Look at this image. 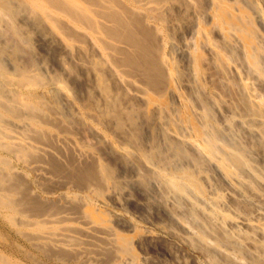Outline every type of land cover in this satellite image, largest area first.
<instances>
[{
  "label": "bare ground",
  "instance_id": "bare-ground-1",
  "mask_svg": "<svg viewBox=\"0 0 264 264\" xmlns=\"http://www.w3.org/2000/svg\"><path fill=\"white\" fill-rule=\"evenodd\" d=\"M48 1L50 2V0H48ZM48 1L47 0H27V2L32 3L39 11H42V12L49 11V8L46 5V4H48ZM143 1L145 3V0H143ZM150 1H152V0H150ZM136 2L138 3V1H136ZM86 3L89 5V8H90V6H94L93 4L91 5V2H90V4H89V2H86ZM4 4H6V3H4ZM69 4H71V3H69ZM112 4H114V3H112ZM146 4H147V2H146ZM146 4H144L143 6H146ZM148 4L150 6V4H152V3H148ZM148 4H147V6H148ZM236 4L233 7V9L231 8V11L232 10H233V12H234V10L239 11L237 13H240L239 15H241V18H242V16L243 17L247 16L248 12L246 10H244L243 8L239 7L238 3H236ZM25 5H27V4H25ZM66 5H67V3H66ZM74 5H73V7H74ZM0 6H1L0 17L2 16L1 17L2 19L0 21V28H1L2 27L1 23L3 22V19H4L3 18V14H4L3 10L6 9L5 7H7V6L2 5V4H0ZM48 6H49V4H48ZM76 8L77 7H75V9ZM104 8H106V6H104L103 9ZM218 8L220 9V7H218ZM221 8H223V6ZM224 8H226V7H224ZM106 9H107V11H109L108 8H106ZM154 9H157V7ZM154 9H151V10H153L154 12L158 11V9L156 11ZM159 9H162V11H163V7L159 8ZM54 10H55V8H54ZM226 10H227V11H225L226 13L218 12V14H220V18L223 20V22H226L225 31L227 34L226 36H228L230 38L229 43L231 42L235 48H238V46L240 48L242 47V52L244 54V57L246 58V61H248L247 63L250 66H252L254 69L258 70V73L264 74V54L262 53L263 49L261 48L262 50L260 52V50H259L260 48H258L260 46L257 47L258 43L255 42V38H254V35H256L255 31H257V30L254 31L253 29H255L254 27H256V26H254V27L251 26L252 22H251V24H247V26H249L248 29H247L245 24H244L245 26L242 24L243 25V27H242L240 22H239V25H237L238 23H235V18H236L237 22L239 21V20H237V17L230 18L229 17V11L230 10L227 8H226ZM32 11H33V9H32ZM57 11H59V10L57 9ZM75 11L76 10H74V12ZM96 12L97 11L95 10V12H93V15ZM110 12L111 11H109V13ZM114 12L115 13L111 12V14H113V15H110L109 19L107 18V20L108 21L111 20L112 22L111 21L110 22L114 24L113 26H115V28H113V27H112V29L110 28V33L112 34V37L113 36L115 37V38L113 37L114 40L115 39L120 40L122 38L121 41L124 39V40H129L132 43H134L135 50L134 51L131 50L132 54L130 55L131 59L133 61L131 62L132 64L130 63L131 65L129 64V62H128V64L130 65V67H132V69H133V67H135V70H137V72H140L146 80H150L152 77V76L150 77L152 64L157 63V62H154L155 60L153 59L154 57L152 58V54H151L152 52L150 53V51L147 49V46L145 44L146 38L147 39L149 37L151 38V35L149 34V37L146 36V38L144 35H142V34H145L143 32L144 30L141 32L142 26L144 27V25H142L143 23L140 20H137L131 13H129V10H126V9L121 10L120 9L121 13L116 12V11H114ZM60 14H61V12H60ZM75 14H76V12H75ZM117 14H119L120 16ZM255 14H256V19H257L258 25L261 27H264V17L261 16L260 12H256ZM105 15H103V16H105V17L108 16L107 13ZM86 16H88V15H86ZM98 16L99 15H97V17ZM208 16H210V15L208 14ZM158 17H156V18H158ZM47 18H48V16H47ZM72 18H73V16L71 17V19ZM78 18H79V16H78ZM83 18H84V15H83ZM100 18H101V16H100ZM211 18H214V17L212 16ZM50 19H51V17L49 18V20ZM102 19L104 20V18H102ZM52 20H53V18H52ZM55 20L56 19L54 18V21ZM244 20L245 19H243V21ZM76 21L78 22V20H76ZM246 21L249 22L250 20L247 19ZM92 23H93V21H92ZM107 23H109V22H107ZM109 25H112V24H109ZM109 25H107V26H109ZM216 26H217V24H216ZM240 26L242 27L241 30H240V28H241ZM3 28L4 27H2V29ZM144 28L146 29V27H144ZM2 29H0V44H2L1 42L3 40H5L3 42V44H7L12 39H9V41H8V39L6 40L5 39L6 36L4 33H2V31H3ZM94 29H96V28H94ZM99 30L101 32V27L99 28ZM112 31H114V32H112ZM107 32H108V30H107ZM114 33H115V35H114ZM77 34H79V33H77ZM107 37L109 38V35H107ZM8 38H9V36H8ZM73 38H71V39H73ZM90 40H93V39H90ZM113 45H112V48H114ZM150 45H151V42H150ZM229 45H231V44H229ZM109 47H110V45H109ZM150 47H152V46H150ZM103 48H104V45H103ZM184 49H183V51H184ZM107 50H109V49H107ZM111 50L112 49L110 47L109 51H111ZM118 51H120V50H118ZM10 52H12V51H10ZM112 52H114V49L112 50ZM184 52H183V54H184ZM0 53H2V52H0ZM111 54H113V53H111ZM98 56H99V54H98ZM127 56L128 55H126L124 57H127ZM130 56H128V58H130ZM115 59H117V56ZM5 60H8V59H5ZM110 60H112V58ZM115 61H114V64H115ZM4 62L2 59H0V65H1L2 69L6 68V67H4L5 66ZM118 63H119V61H118ZM112 64H113V62H112ZM114 64H113V66H114ZM132 65H134V66H132ZM116 66H114V69ZM158 66H157V68H158ZM119 67L120 66H118V69H119ZM126 67H128V66H126ZM27 68H25V69H27ZM2 69H1V72H2ZM240 70H241V68H240ZM120 71L123 72V70H119L118 72L120 73ZM152 71H154V69H152ZM20 72H22L21 69H20ZM124 72H125V70H124ZM127 72H129V70ZM113 73H116V72L113 71ZM131 73L132 72H130L129 74H131ZM22 74H24V73L22 72ZM37 74H38V72H37ZM39 74H41V71ZM122 74L124 77H127L124 75V73H122ZM132 74H134V73H132ZM262 75L261 76L258 75V76L262 77ZM26 76L27 75H24L25 78H26ZM116 76H117V73H116ZM37 77H38V75H37ZM136 77H138V75ZM116 78H118V77H116ZM129 78H130V76H129ZM131 78H133V77H131ZM19 79L23 80V78H19ZM28 79L26 78V81ZM33 79H34V77H33ZM153 79H152V81H149L151 84H152V82L154 84ZM259 79H261V78H259ZM135 81H133V82L135 83ZM138 81L140 82L141 80L138 79ZM149 82H147V84H149ZM41 83H43V82H41ZM122 83L126 84L127 81L123 80ZM131 83H132V81L130 82V84ZM134 83H132V84H134ZM137 84H138V82H137ZM137 84H136V86H138ZM141 84H143V83L141 82ZM147 84H145V85H147ZM78 85L80 87V84H78ZM145 85H142V86H145ZM151 86L149 87L150 90H151ZM152 87L154 88V86H152ZM156 87L157 86H155V88ZM138 89L140 90V87H138ZM158 89L156 88V90H154V91L156 92ZM130 90L132 92L133 97H135V99H137V102L141 101L142 97L145 94H146V96L148 95V97H149V94L146 92L147 90L145 92L143 90V93L141 92L142 90L139 91V90H136V88L134 91H132V89H130ZM125 91H127V90L125 89ZM164 91L165 90L162 91L161 96H163ZM167 91L169 92V90H167ZM4 92L0 89V118H1L2 122H5V124L9 123V125H11L13 123H10V121L13 122L14 117L16 118V116H18L17 115L18 113L15 114L16 113V108H15V104H16L15 101L16 100H14V98H16L18 96L15 97L12 95L14 97V98L12 97L13 98L12 99L7 94L4 95L3 94ZM170 92L174 93L172 90ZM10 94H12V93H10ZM14 94H16V93H14ZM151 95H156V94L152 93ZM34 99H36V98H34ZM152 99H154V98H152ZM53 100H54V98H53ZM149 100H151V99H149ZM48 101L47 102L45 101V103L49 106L50 104L48 103ZM99 101H98V103H99ZM131 101L133 102V100H131ZM178 101L180 102V99H178ZM154 102L155 101H153V103ZM52 103H53V101H52ZM157 103L160 104V102H157ZM182 103H183V101H182ZM244 103H246V102H244ZM17 104L19 105V103H17ZM44 104L42 102V105L46 106ZM53 104L56 105L57 108L60 107V106L58 107L57 102H56V104L55 103H53ZM142 104H143V102H142ZM147 104H149V103L147 102ZM200 104L202 105V103H200ZM31 105H32V102H31ZM33 105H34V103H33ZM39 105L42 106L41 104H39ZM150 105L147 107H149V108L151 107L150 109L156 108V107H152V105L151 106ZM161 105L162 104H160V106ZM206 105H207V103H206ZM206 105H203V107H202L203 109L201 107L195 105V107H196V108H194L195 110L192 109L191 112L188 111L189 107H187L188 110L187 111L184 110V111H186L187 114L190 113L189 115H191V116L187 115L188 117L186 116V118H189L187 120L185 118L184 112H182L184 114V116L182 115V118H184L183 119L184 121H182L183 124L180 123V125H179V123H178L179 128H176V129H174L175 127L170 128V126H169L170 124H168V122H162L160 119L155 120L156 126L158 127L157 130L155 129L156 128L155 125L152 127V124H149L148 128H146L147 126L145 125L146 127L140 129L139 127H137L138 126L137 124L132 125L133 123H131V121L133 118L130 120V117L125 115L126 118L128 119V122H127L126 119L124 120L125 116L123 115V117H124L123 118L122 115H120L121 114L120 113V114H117L118 116L113 117L115 120V123H114L115 126L113 127L114 130H116L115 132H113V128H112L113 125L112 126L109 125L110 123L112 124V122H109V124L102 122L101 121L102 119L101 120L97 119L98 116L91 114L92 112L88 113V111H91V107H89V108L85 107L86 118H88V116H90L89 118H92L93 120H95V122H98V124L102 128H105V131H107V133H109V135H110L109 137L112 140L114 139L115 141H117V144L114 141L117 146L112 147V149H110L109 148L110 144L109 145H107V144L110 143L111 141L108 140V138L104 139V137H98L95 135H93L94 137L93 136L91 137L90 144L88 147L89 148L88 150H90L91 153L89 151H88V153L90 155L92 154V156L93 155H99L100 156L101 161L99 162V165L97 162L95 163L92 161L91 163H88L87 160L80 159L81 163L77 162L78 165H72L69 168H67L68 166L66 164L67 167L65 169L64 167H62L63 165L61 164V161H60V163L55 162L56 161L55 160L56 159L55 154L58 153V155H60V156H63V157H64V155L66 156V153L61 152L62 150L61 151L56 150L57 148H53L51 144L46 145L45 142L42 143L41 141H33L30 143L29 142V141H31L30 138H28V139L26 138L25 140L23 138L22 139L19 138V140L21 142H25L26 144H28L29 147L35 151V154L37 153V154H39V156H42L43 158H46V157L48 158V159L46 158L47 160H46L45 164L44 163L42 164L41 161H40V163L36 162V164H34L36 160L35 161L32 160V162H26V161L22 160L24 162V163L22 162L24 165L21 162L20 163L23 165L22 167L25 168V172H27L26 176L31 172H33V173L34 172L35 173L42 172V173H44L42 176H44V175H47L48 173H50L49 172L50 170H52L53 173L60 172L59 174H61V173L67 174V175L70 174L69 176H72V177H75V175H76L77 177L74 180H76V179L79 180L82 176V177H84V179H82V181H83L82 186H77L78 182L75 181L76 187H74V185L71 183L73 185V187L75 188V189L73 188L74 190L66 188L67 186L65 187V190L67 192H69L70 194H72L73 198L74 197H75V199L79 198V200L81 202L78 203L79 200H77L78 204H75L76 202L74 203V201L72 204V202H71L72 200L70 199V197H69L70 201H66L65 198H64V200H63V198L60 199L61 198V195H60V198H59L60 200H58V198H57L58 201H52V203H50V205H46V207H47L46 212H42L43 210L41 212L40 211L39 212L33 211L32 207L34 208V206L40 205V204L35 199L30 197L28 192H30L31 190H30V187L27 188V186L25 184L27 182L24 183V181L22 180L23 177H21L22 178L21 179L19 177L20 176L19 173H18L19 176H17V177H16V175H18V174H16V175L13 174L14 172H16L15 171L16 169H15V167L13 169L10 167V163L5 160V158H6L5 157V158H1V161H0V208L8 213V215H9L8 218H10V220H13L15 217H21V218L25 217V218H22V221H23L22 223L23 224L26 223V225L27 224L29 225V223L27 222V219L32 217V219L30 220L31 224H33L34 227L37 226V231H39L37 233L39 238H36L34 235V237L36 238V240H35L36 243L34 245H35V247L36 246L38 247V249H39L38 252L41 253L44 256V258H48L49 260L58 261L59 263L61 262L63 264H74V263H79V264H264V116H263L264 114L263 115L260 114L262 117L258 116L259 114L258 115L256 114L257 116L255 114L252 115V114H250V111L248 113V111H247V110H249L248 108H246L247 113H243V114H237L236 113V112H241V111H236V112L234 111L235 113H233L230 110V112H226V110H223L222 108L220 109L219 105H218V108L216 106V108H217L216 111H217V113L220 114L221 120H220L219 125L217 124L218 126H215L210 122V120H212V118L210 119L207 116V114L204 115V113L208 112L207 108H206L207 109L206 111L204 110ZM30 106H28V107L30 108ZM190 106H191V104H190ZM34 107H35V105H34ZM39 107L36 106L35 107L36 110L40 109ZM104 107H106V104ZM142 107H144V106L142 105ZM193 107H194V105L192 106V108ZM25 108H24V110H25ZM50 108H51V106H50ZM57 108L55 110H57ZM123 108H125V106ZM138 108H140V107H138ZM26 109H28V108H26ZM210 109H212V108H210ZM229 109H231V108L229 107ZM33 110L35 111V109H33ZM43 110H44V108H43ZM58 110H60V109H58ZM139 110L141 111V109H139ZM203 110L205 112H202ZM44 111H47V109ZM49 111H51V110L49 109ZM144 111H146V108ZM35 112H37V111H35ZM243 112H245V110H243ZM156 113H157V115H159L158 112H156ZM156 113H154L155 116H157ZM31 114H32V112H31ZM39 114H40V112H39ZM45 114H46V112L44 113V115ZM179 114H181V112H179ZM14 115H16V116H14ZM33 115H35V114H33ZM41 115H42V113L39 116H41ZM167 115H168V113H167ZM79 116L80 115H78V117ZM102 116H103V114H102ZM133 116H134V114L131 117H133ZM210 116H211V114H210ZM11 117H13V119H10ZM36 117H37V115H36ZM110 117H112V115H110ZM166 117L165 118H164V116L162 117L163 121H166V120H164V119H166ZM75 118H73V116L70 114L58 112L55 114L53 113V115L47 114V117H46L47 122H42V120H40V119H38V121H37L36 119L34 120L31 118H30V121L35 127L39 128L41 131L46 132L47 129H52V130L58 131L59 137L58 138L56 137L54 139L55 140L57 139V142H61L63 137L62 138H60V137L62 135H64V138L67 136V134L74 136L71 134L70 131L71 130L73 131V129L78 130L79 125L82 127L83 124H81V122H80V124L78 125L76 123L78 121L77 117H75ZM79 118H81V116ZM105 118H103V120ZM135 118H134V120H135ZM17 119H18V117L16 118V120ZM137 119L138 118H136V120ZM167 119H168V117H167ZM75 120H77V121L75 122ZM140 120H141V118H140ZM6 121H7V123H6ZM79 121H80V119H79ZM81 121L85 122L86 120L84 121V119H83ZM123 121L126 122V124H124ZM180 121H181V118H180ZM106 122H108V121H106ZM151 122H152V119H151ZM0 123H1V121H0ZM147 123H149V122H147ZM95 124H97V123H95ZM123 124H124V126H123ZM184 124H185V126H184ZM141 125L144 126V124H141ZM181 125H183V126H181ZM62 126L64 128L66 127L67 129L62 128ZM86 126L84 125L83 129H87ZM125 126H126L127 130L125 129ZM180 126L185 127L187 130H189L191 132V135H190L189 131H188L189 134H185L184 130H183L184 132H182L180 130V128H181ZM15 127H16V125H15ZM122 127H123V129L120 130ZM7 128H4V129H7ZM26 128H27V126H26ZM89 128L91 129V127H89ZM185 128H183V129H185ZM2 129L3 128H1V131H2ZM10 129H12V126ZM28 129H29V127H28ZM39 129H38V131H39ZM83 129L81 130L82 133L84 132ZM159 129H160V131H165V132L169 133V135L166 134L164 136V134H165L164 133L162 136ZM4 131H6V130H4ZM24 131H25V129H24ZM33 131H34V129H33ZM135 131H137V133H138L137 135H139L140 132L142 134V136H141L142 138L139 137V141L136 140V141H138L137 142L138 145H140V140L142 143L143 136H145V138L143 139V147H144L143 153H141V150H142L141 148H143L142 146H138L137 144H135L136 146H134V144L131 143V141H133V140H129L130 137L131 138L133 137V135L135 134ZM38 133H40V132H38ZM74 133H76V135L79 134V132L77 133V131L73 132V134ZM87 133H89V132H86V135H88ZM30 134L32 135V132ZM55 134L56 133H54V135ZM2 135H3V133H2ZM90 135H91V133H90ZM99 135L102 136L101 133H99ZM10 136H12V135H10ZM50 136H52V135L50 134ZM21 137H23V136H21ZM28 137H29V135H28ZM45 137L47 138V135ZM53 137H52L51 142L55 144ZM75 137L77 138L78 135ZM13 139H15V138H13ZM70 139H69V142H70ZM79 140H81V138H79L78 141ZM87 141H89V140H87ZM72 142H73V140H72ZM61 143H63V142H61ZM79 143H80V141H79ZM2 144H4V143H2ZM66 144H69V143L67 142ZM84 144H86V143H84ZM8 145H9V143H8ZM12 145H14V144H12ZM12 145H9V147ZM59 145L61 146V144H59ZM111 145H112V143H111ZM54 147H56V146H54ZM68 147H69V145H68ZM85 147H87V146H85ZM10 148L12 149V147H10ZM74 148H76L75 145H74L73 149ZM130 149H134V155L140 156V158H139L140 161H138L141 164L140 166L136 165V163H135V162H137L136 160H134L133 158L132 159L129 158ZM66 150H65V152H69L68 148ZM16 151L18 152L19 150H16ZM6 152H8V154L11 153L13 155V152H10L9 149H6ZM83 152L86 153L87 151L84 150ZM132 152H133V150H132ZM15 153L16 152H14V155H15ZM69 155L71 156L70 153H69ZM77 155H78V152H77L76 156ZM84 155L83 156L81 155V157L84 158L85 157ZM15 156L17 157V155H15ZM22 156H23V154H22ZM86 157H87V155H86ZM51 158H53V159H51ZM126 159L127 160L129 159L132 161L129 164H127L125 162ZM72 161H75V160H72ZM25 163L26 164H32L33 163L34 165L42 164V165H44V167H46V165L50 163V164H53L52 165L53 169L50 167L51 169L49 168L50 170L48 169L49 170L48 171L42 165H40L42 167H40V166L35 167V170H34V167L32 165H31L32 167H30V168H29V166L25 167ZM64 163H66V162H63V164ZM49 166H51V165H49ZM95 166H97V167H95ZM53 173H52V175H53ZM57 174H56V176H57ZM71 174H73V175H71ZM67 175H66V177H67ZM79 175H81L80 178L78 177ZM26 176L24 177V180H25V178H27ZM52 177L54 178V176H52ZM85 177H87V178H85ZM49 179H51V178L49 177ZM67 179L70 180L69 177H67ZM143 179L147 180L145 183L143 181V183L145 185L147 183V186H144L141 184ZM56 180H57V178H56ZM41 181H42V177H41ZM71 181H72V178L69 181V183ZM72 182H74V181H72ZM75 182H74V184H75ZM36 183L37 182H35V184ZM40 183L42 184V182H40ZM40 183H39V185L37 184L38 187L41 185ZM43 183H44V181H43ZM64 184H66V183H64ZM64 184H61V185H64ZM56 185H58V184H56ZM54 187H55V185H54ZM42 190L40 188V191H42ZM61 191H63V190H61ZM46 192H50V191H48V189H46ZM43 193H44V191H43ZM52 195L53 194L49 193L48 199L51 200ZM44 199L47 200L46 201V203H47L48 199H46V198H44ZM53 199H55V198H53ZM61 200H62V203H61ZM63 201H64V203H63ZM59 202H60V204H58ZM63 204H65L64 208L66 210L61 213L60 212L61 209L58 206L59 205L62 206ZM41 205L43 206V204H41ZM46 207H44V208H46ZM33 212H34V214H32ZM19 223H21V222H19ZM55 223H58V224L62 223L63 225H65L64 226L65 228L62 227L60 229L58 228L57 231L50 230L49 232L43 233V231L45 230L44 229L45 225H48V224L52 225ZM73 223L77 224V226H79V227L69 228V227H67L68 225L66 226V224H73ZM114 226H115V228H113ZM29 227H30V225H29ZM46 228H48V227L46 226ZM116 228L118 230H115ZM31 244H32V242H31ZM130 245L133 247L135 245L141 246V256L140 257H138V258L135 257L136 255H134V253H133L134 250H132V248H130L131 247ZM155 248H157L156 250L161 251V253H162L161 255L164 257L163 260L160 261L158 259L153 258L151 250H154ZM2 256L3 255L0 254V260H1L0 264H7L8 261L2 260L1 259Z\"/></svg>",
  "mask_w": 264,
  "mask_h": 264
},
{
  "label": "rangeland",
  "instance_id": "rangeland-1",
  "mask_svg": "<svg viewBox=\"0 0 264 264\" xmlns=\"http://www.w3.org/2000/svg\"><path fill=\"white\" fill-rule=\"evenodd\" d=\"M0 1H1L0 4L7 6V7H5L6 9L3 10L4 14L2 13L4 19L2 22L3 24L1 23V25L4 28L2 29V27H1L0 29L3 30L2 33L5 34L6 40L8 39V41H9V39H12L7 44H3V42L5 40H3L1 42L2 44H0V52H2V53H0V59H2L3 62L5 61L4 67H6L5 69H2L1 65H0V89L3 92L5 91L3 94L4 95L7 94L10 98H12L13 96H15V97L18 96L16 98L13 97L14 100H16L15 101L16 102V104H15L16 113L15 114L18 113L17 114L18 116H16V115H14V116H16V118L18 117V119L16 120L15 117H14V119H13V117H11L10 119H13V122L10 121V123H13V124L9 125V123H7V121H6L7 124H5V122H2V120L0 118V121H1V123H0V139L1 138L3 139V140L2 139L0 140L1 141L0 142V146H1L0 147L1 148L0 149V161H1V158L6 157L5 160L10 163V167L12 169L15 167V169H16L15 170L16 172L13 171L14 172L13 174L16 175L19 173L20 176L18 174V175H16V177L17 176H19L20 178L23 177V179L22 178L21 179L24 181V183L27 182L25 184H26L27 188L30 187V190H31L30 192H28V194L30 195V197L35 199L40 204V205L34 206V208L32 207V210L35 212H39V211L41 212L42 210H43L42 212H46V210H47L46 205H50V203H52V201H58L62 198H63V200L65 198L66 201H70V199H71L72 204H73V201H74V203L76 202L75 204L80 203L81 201L79 200V198H77V199H75V197L73 198L72 194H70L69 192H67L65 190V187L67 186L66 188L73 189L74 187H76V182H78L77 186H82L83 185L82 179H84V177L79 175L78 177L80 178V176H81V178L79 180L78 179L74 180L77 177L76 175H75V177H72V176H69L70 174L69 175L63 174V173L59 174L60 172H57L58 174L53 173V171L50 170L51 168L53 169V166H52L53 164L49 163V164H47L48 166L46 165V167H44V165H42L43 163L44 164L46 163V160L48 158L46 157L47 158L46 159V158H43L42 156H39V154H37V153L35 154V151L33 149H31L29 147V145L26 144L25 142H21L19 140V138H21V139L23 138L24 140L26 138L27 139L30 138L31 139V141H29L30 143L33 141H41L42 143L45 142L46 145L51 144L53 148H57L56 150H60V151L62 150L61 152L66 153V156L64 155V157H63V156L58 155V153L57 154L54 153L56 155L55 156L56 157L55 162L60 163V161H61V164L63 166L61 164L60 165L62 167H64L65 169L67 166H68L67 168H69L72 165H78L77 162L81 163L80 159L87 160L88 163H91L92 161L95 163L97 162L99 165V162L101 161L100 156L99 155H93L92 156V154L90 155L88 153V151L90 152V150H88L89 149L88 147L90 144L91 137L93 135H95L98 137H104V139L108 138V140H110L111 142L108 143L107 145H109V144L111 145V143L113 145V146L109 145L110 149H112V147L117 146L116 145L117 141H115L114 139L112 140L109 137L110 136L109 133H107V131H105V128H102L98 124V122H95V120H93L92 118H89L90 116H88V118H86L85 107H88V108L91 107V111H88V113L92 112L91 114L98 116L97 119H99V120L102 119L101 120L102 122H104L106 124H109V122H112V124L111 123L109 124L111 126L113 125L112 128L115 126V124H114L115 120L113 117L118 116L117 114L121 113L120 115H122V117H123V115L124 116L126 115V116L130 117V120L133 118L131 121V123H133L132 125L137 124L138 125L137 127H139L140 129L144 128L146 126H147L146 128H148L149 124H152V127L154 125L156 126L155 120H157V119H160L162 122H168V124H170L169 125L170 128L175 127L174 129H176V128H179L178 126L180 125V123H182V121H184L183 120L184 118H182V115L184 116V114H185V118H186V116L190 114V113L187 114V112H186L188 110L187 107H189L188 111L191 112L192 109L196 108L195 105L202 108L203 105H206V103H207V105H206L204 110L206 111L208 109V112L204 113V115L207 114V116L210 119L212 118L213 121L210 120V122L215 126H218L220 123V120H221L220 114L217 113V111H216L218 108V105H219L220 109L222 108L223 110H226V112H230V110L233 113H235L236 111H241V112H236V113L237 114H243V113H247V111L249 113V111H250V114H252V115H254V114L258 115L259 114L258 116H260V117H262L261 115L264 114V105H263L264 104L263 103L264 102V74L258 73V70L254 69L252 66H250L247 63L248 61H246V58L244 57V54L242 52V47L240 48L238 46V48H235L231 42L229 43L230 38L228 36H226L227 34L225 31L226 22H223V20L220 18V14H218V12L226 13L225 12V11H227L226 8L229 9L230 10V11L228 10L229 11V17L230 18L237 17V20H239V21L237 22L236 18H235V23H238L237 25H239V22L241 25L245 24L247 29L249 27V26H247V24H251V22H252L253 25L251 24V26H253V27L256 26V27H254L255 29H253V30L254 31L257 30V31H255L256 35H254L255 42L258 43L257 47L260 46V47H258V48H260L259 49L260 52L263 49L262 53L264 54V27H261L258 25L257 19H256V14H255L256 12H260L261 16L264 17V0H173V1L172 0L171 1L170 0H152V1L145 0V3L143 0L142 1L141 0H50V2L47 0L48 4H49V6H48V4H46L47 7L49 8V11H47V12L39 11L32 3L27 2V0H0ZM136 1H138V3ZM86 2H89V4L91 2V5L93 4L94 6H90V8H89V5ZM146 2H147V4L148 3H152V4H150V6L148 4V6H147ZM4 3H6V4H4ZM66 3H67V5H66ZM69 3H71V4H69ZM112 3H114V4H112ZM236 3H238L239 7L243 8L244 10H246L248 12L247 16H244V17L242 16V18H241V15H239L240 13H237L239 11H235V10H234V12H233V10L231 11V8L233 9V7L235 6ZM25 4H27L28 6ZM144 4H146V6H143ZM73 5H74V7H73ZM221 5L223 6V8L224 7H226V8H224V9L221 8L222 7ZM104 6H106V8H108L109 11H111L112 13H115L114 11L120 12V9L121 10L122 9L123 10H125V9L129 10V13H131L137 20H140L143 23L142 25H144V27H146V29H145L142 26L141 32L144 30L143 32L145 34H142V35H144L145 38H146V36L149 37V34L151 35V38L150 37L148 39L146 38L145 44L147 46V49L150 51V53L152 52L151 53L152 58L154 57L153 59L155 60V61L154 60L153 61L157 62L156 64L154 62H153L154 64H152V69H154V71H152V69H151L150 73L152 75L149 73L150 77L152 76L154 79L151 77L150 80H146L140 72H137V70H135V67H133V69H132V67H130V65L132 64L131 62L133 61L131 59L130 55L132 54V51L135 50L134 43H132L129 40H124V39L121 41L122 38L120 40H118V39L114 40L115 37L114 36H113L114 38L112 37V34L110 33V28L111 29H112V27L115 28V26H113L114 24L111 23L112 22L111 20H110L111 22L107 20V18L109 19V16L113 15V14H111V12L109 13V11H107L106 8L103 9ZM75 7H77V8L75 9ZM156 7H157L158 11H156L157 9H154ZM162 7H163V11H162V9H159ZM218 7H220V9ZM0 8H1V6H0ZM31 8L33 9V11ZM54 8H55V10H54ZM57 9L59 11H57ZM151 9H154L156 12H154ZM74 10H76L75 12L77 15L75 14ZM95 10L97 12L94 13V15H93V12H95ZM102 11L103 12L105 11V12L103 13ZM60 12H61V14H60ZM106 13L108 15L107 17H105ZM96 14L99 16L97 17ZM102 14L105 16H103ZM208 14L210 16H208ZM0 15H1V13H0ZM46 15L48 16V18ZM83 15H84L85 19L83 18ZM86 15H88V16H86ZM117 15H119V14H117ZM157 15L158 16L160 15V16L158 17ZM72 16H73V18L71 19ZM78 16H79V18H78ZM100 16H101V18H100ZM155 16L158 18H156ZM212 16L214 18H211ZM1 17H0V21L2 19ZM50 17H51V19L49 20ZM52 18H53V20H52ZM54 18L56 19L55 21H54ZM102 18H104V20L105 19L106 20L104 21ZM243 19H245V20L243 21ZM247 19L250 21L249 22L246 21ZM76 20H78V22ZM92 21H93V23H92ZM107 22H109V23H107ZM109 24H112V25H109ZM216 24H217V26H216ZM107 25H109V26H107ZM243 25H242V27H243ZM100 27H101V32L99 30ZM242 27L240 28V30L242 29ZM94 28H96V29H94ZM107 30H108V32H107ZM112 32H114V31H112ZM77 33H79V34H77ZM107 35H109L110 39L107 37ZM114 35H115V33H114ZM8 36H9V38H8ZM70 37L71 38L74 37V38L71 39ZM90 39H93V40H90ZM150 42H151V45H150ZM228 43L231 45H229ZM102 44L104 45V48H103ZM109 45H110L112 50L114 49L115 53L112 52V50L109 51L110 50ZM112 45L114 48H112ZM150 46H152V47H150ZM107 49H109V50H107ZM183 49L185 52L183 51ZM118 50H120V51H118ZM10 51H12V52H10ZM182 51L184 52L185 55L183 54ZM111 53H113V54H111ZM98 54H99V56H98ZM126 55L130 56V58H128V56L124 57ZM116 56H117V59H115ZM110 57L112 58V60H110L111 59ZM5 59H8V60H5ZM113 60L114 61L116 60L117 62L115 61V64H114ZM118 61H119V63H118ZM112 62L114 64V66L117 65L115 67V69H114ZM128 62H129V64L130 63L131 64L129 65ZM118 66H120L119 69H118ZM126 66H128V67H126ZM132 66H134V65H132ZM157 66H158V68H157ZM25 68H27V69H25ZM240 68H241V70H240ZM1 69H2V72H1ZM20 69L24 74H22V72H20ZM119 70H123V72L120 71V73H119L118 72ZM124 70H125V72H124ZM128 70H129V72H127ZM40 71H41V74H39ZM113 71H115L117 73V76H116V73H113ZM37 72H38V74H37ZM130 72L134 73L135 75L132 73L129 74ZM122 73H124V75L127 77H124ZM24 75L28 76V77L26 76L27 79L29 77L30 78L26 81V78L24 77ZM37 75H38V77H37ZM137 75H138V77H136ZM258 75L259 76L262 75V77H259ZM17 76L19 78H23V80L19 79ZM115 76L118 78H116ZM129 76H130V78H129ZM33 77H34V79H33ZM131 77H133V78H131ZM259 78H261V79H259ZM138 79H140L141 81L139 82ZM152 79L154 81V84H153V82H152V84L149 82V81H152ZM123 80L127 81V83L123 84L122 83ZM129 81L130 82L132 81V83H134L133 81H135L136 84L138 82V84H137L138 86H136L135 83H134L135 85L132 83L130 84ZM41 82H43V83H41ZM141 82L143 84H141ZM147 82H149V84H147ZM144 83L147 85H145ZM78 84H80V87ZM150 84L152 86H154V88ZM142 85H145V86H142ZM149 85L151 86V90L149 89V87H150ZM155 86H157L156 87L157 89L159 88L156 92L154 91V90H156ZM138 87H140V90L138 89ZM129 88L132 89V91H134L135 88H136V90H139V91H141L144 88L143 89L144 92L147 90L146 92L149 94V97H148V95L146 96V94L144 93L145 95L142 97L143 100L141 99V101H138L139 102L138 103L137 99H135V97H133L132 92ZM125 89L127 91H125ZM162 89L166 91V92L164 91L163 96H161L162 91H163ZM170 89L174 93L170 92L171 91ZM143 90L141 91L142 93H143ZM167 90H169V92ZM10 93H12V94H10ZM14 93H16L17 95ZM152 93L156 94V95H151ZM151 97L154 98L155 100L152 99ZM34 98H36V99H34ZM53 98H54V100H53ZM149 99H151V100H149ZM178 99H180V102L178 101ZM131 100H133V102ZM145 100L149 104H147V102ZM45 101L46 102L48 101V103L50 105L48 106L45 103ZM52 101L55 104L57 102L58 107L59 106L60 107L57 108V106L54 105L52 103ZM98 101L100 104L98 103ZM153 101H155V102L153 103ZM182 101H183V103H182ZM31 102H32V105L34 103L35 107L36 106L39 107L40 106L39 104L42 105V102H43V104L45 103L44 105H46V106L42 105L39 107L40 109L36 110L34 105L33 106L31 105ZM142 102H143V104H142ZM157 102H160V104H162L161 106L163 108ZM244 102H246V103H244ZM17 103H19V105ZM104 103L106 104V107H104L105 106ZM200 103H202V105ZM150 104L152 105V107H156V108L150 109L151 107L150 108L147 107ZM190 104H191V106H190ZM27 105L28 106L31 105L32 107L30 106V108H29ZM142 105L144 107H142ZM193 105H194V107L192 108ZM50 106H51V108H50ZM124 106H125V108H123ZM216 106H217V108H216ZM25 107L28 109H26ZM138 107H140V108H138ZM229 107L231 109H229ZM24 108H25V110H24ZM43 108H44V110L47 109V111H44ZM56 108H57V110H55ZM145 108H146V111H144ZM210 108H212V109H210ZM246 108H248L249 110H247ZM33 109H35V111H37V112H35ZM49 109L51 111H49ZM58 109H60V110H58ZM139 109H141V111ZM242 109L245 110V112H243ZM184 110H186V111H184ZM204 110L202 112H205ZM31 112H32V114H31ZM39 112H40V114L42 113V115H41L42 117L39 116L40 115ZM45 112H46V114L44 115ZM58 112L70 114L73 116V118L77 117V120L79 121V119H80V121L78 122L77 120H75V122L77 121L76 123L78 125L80 124V122H81V124H83L82 127L79 125V128L83 129L84 125L85 126L87 125L86 126L87 129H83L84 130L83 133L81 131L82 129L80 130L78 127H77L78 130L77 129L76 130L73 129V131L71 130L70 132L74 136L67 134V136L64 138V135H62L60 138L63 137V139L61 140V142H63V143H61V142H57V139L56 140L54 139L56 137L57 138L59 137L58 131H55L52 129H47L46 132L41 131L39 128L35 127L30 121V118H31L34 120L36 119L37 121H38V119H40V120H42V122H47V120H46L47 114L53 115V113L55 114ZM153 112L154 113L158 112L159 115H157V113H156L157 116H155ZM179 112H181V114H179ZM182 112H184V114ZM167 113H168V115H167ZM33 114H35V115H33ZM102 114H103V116H102ZM133 114L136 118H138L137 120L134 116L131 117ZM210 114L212 117L210 116ZM36 115H37V117H36ZM78 115H80L81 118H79L80 116L78 117ZM110 115H112V117H110ZM126 116H125V118L124 117L123 118H124V120L126 119V121L128 122V119L126 118ZM161 116L162 117L164 116V118L167 116L168 119L166 117V119H164L166 121H163V118ZM189 116H191V115H189ZM103 118H105V119L103 120ZM134 118H135V120H134ZM140 118H141V120H140ZM180 118H181V121H180ZM83 119H84V121L85 120L86 121L82 122L81 120H83ZM151 119H152V122H151ZM186 119L188 120L189 118H186ZM106 121H108V122H106ZM147 122H149V123H147ZM95 123H97V124H95ZM123 123L126 124V122H124V121H123ZM178 123H179V125H178ZM14 124L16 125V127ZM124 124H123V126H124ZM141 124H144V126ZM11 126H12V129H10ZM26 126H27V128H26ZM181 126H183V125H181ZM184 126H185V124H184ZM28 127H29V129H28ZM89 127H91V129ZM1 128H3L2 131H1ZM4 128H7V129H4ZM62 128H64V127L62 126ZM157 128L158 127L156 126L155 129L157 130ZM183 128H185V127H181L180 130L182 132L185 131L184 132L185 134H189L190 131L187 130L186 128L185 129H183ZM24 129H25V131H24ZM33 129H34V131H33ZM38 129H39V131H38ZM122 129H123V127L120 130H122ZM125 129L127 130L126 126H125ZM4 130H6V131H4ZM75 131H77V133L79 132V134H80V135L77 134L78 135L77 138L75 137V136H77L76 133L73 134V132H75ZM115 131L116 130H114V128H113V132H115ZM159 131H160V129H159ZM31 132H32V135L30 134ZM38 132H40V133H38ZM86 132H89V133H87L88 135H86ZM160 132H161L162 136L164 133H165L164 136L166 134L169 135V133H167L165 131H160ZM2 133H3V135H2ZM54 133H56L55 134L56 136L54 135ZM90 133H91V135H90ZM99 133H101L102 136L99 135ZM50 134L52 136H50ZM137 134H138L137 131H135V134H134L135 136L133 135V137L132 138L130 137V139H129V140H133V141H131V143H133L134 146H136L135 144H137V142L139 141V137L142 138L141 132L139 133V135L141 134L140 136ZM10 135H12V136H10ZM28 135H29V137H28ZM46 135H47V138L45 137ZM190 135H191V132H190ZM21 136H23V137H21ZM52 137H53V140L55 141L56 145L51 142ZM13 138H15V139H13ZM79 138H81V140H79L81 144L78 141ZM144 138H145V136H143V139ZM69 139H70V142H69ZM143 139H142V143L140 140V145L137 144L138 146L143 147ZM72 140H73V142H72ZM87 140H89V141H87ZM136 140H138V141H136ZM114 141L116 142V144ZM67 142L69 144H66ZM2 143H4V144H2ZM8 143H9V145L14 144V145L10 146V147H12V149L9 147ZM84 143H86V144H84ZM59 144H61V146ZM68 145H69V147H68ZM74 145L76 147V148H74L76 151L73 149ZM54 146H56V147H54ZM85 146H87V147H85ZM65 148L66 149L68 148L69 152H65V150H66ZM6 149H9L10 152H13L15 149L19 150L18 152L16 150L14 151V152H16L15 155H17V157L14 155V152H13L14 156L11 153L8 154V152H6ZM141 149H142L141 153H143L144 147ZM24 150L26 152L28 151L27 153L29 155ZM84 150L87 152L86 153L83 152ZM132 150H133V152H132ZM77 152H78V155L76 156ZM69 153L71 154V156L69 155ZM22 154H23V156H22ZM81 155L82 156L84 155L85 157L82 158ZM86 155H87V157H86ZM129 158L130 159L133 158L134 160H136L137 161V162H135L136 165H139V166L141 165L140 162H138V161H140V159H139L140 156L134 155V149H130ZM51 159H53V158H51ZM22 160L26 161V162H32V160H34V161L36 160L34 164H36V162L40 163V161H41L42 164H39V165H34L33 163L32 164H26L25 163V167L29 166V168H30L33 166L34 170H35V167H39L40 165H42L46 170H48L51 167L49 169L50 171L48 170L50 172V173H48L49 175L48 174L44 175L45 176L44 177V176H42L44 174L42 172H37V173L31 172L26 176L27 172H25V168L22 167L24 165L23 164L24 162ZM72 160H75V161H72ZM131 161L132 160L126 159L125 162L127 164H129ZM20 162L21 163L23 162L22 163L23 165ZM63 162H66V163L63 164ZM66 164H67V166H66ZM49 165H51V166H49ZM42 166H40V167H42ZM95 167H97V166H95ZM52 173H53V175H52ZM56 174H57V176H56ZM66 175H67V177L70 178V180L72 178V181H74V182L76 181L75 184L72 181L69 183L70 180L67 179ZM71 175H73V174H71ZM25 176L28 179L25 178V180H24ZM52 176H54V178ZM41 177H42V181H41ZM49 177L51 179H49ZM55 177L57 178V180ZM85 178H87V177H85ZM43 181H44V183H43ZM143 181L145 183L147 180L143 179L141 182L142 185L147 186V183L145 185L143 183ZM35 182H37V183L35 184ZM40 182H42V184ZM39 183L41 184L40 185L41 187L40 186L39 187L41 188V190L43 189L42 191H40V188L37 186V184L39 185ZM55 183L58 185H56ZM64 183H66V184H64ZM71 183L74 185V187ZM61 184H64L65 186L61 185ZM54 185H55V187H54ZM46 189H48V191H50V192H46ZM61 190H63V191H61ZM43 191H44V193H43ZM49 193L54 195V196L53 195L51 196L52 197L51 200L48 199ZM60 195H61V198H60ZM69 197H70V199H69ZM44 198L48 199L47 203H46L47 200H45ZM53 198H55V199H53ZM57 198H58V200H57ZM77 200H79L78 203H77ZM61 203H62V200H61ZM63 203H64V201H63ZM41 204H43V206L45 205L44 207H46V208H44ZM58 204H60V202ZM64 205L65 204H63L62 206L61 205L58 206L61 209V211H60L61 213L66 210L64 208ZM32 214H34V212ZM8 216H9L8 213L0 208V239H1L0 240V254H2L5 257L4 258L2 256L1 257L2 260L8 261L7 264H63L61 262L59 263L58 261L49 260L48 258H44V256L38 252L39 249L37 246L35 247L34 244L36 243V241H35L36 238H39V236L37 235V233L39 231H37V226L34 227V225L31 224L30 220L32 219V217L27 219V222L30 225V227H29V225L28 224L26 225L25 222H24L25 224L22 223L23 222L22 218H25V217H22V218L21 217H15L14 218L15 220L13 219L14 220L13 221V220H10V218H8ZM19 222H21V223H19ZM57 224L58 223H55L52 225L51 224L45 225V228H44L45 230L43 231V233L49 232L50 230L57 231L58 228L60 229V228L65 226L62 223H60L58 225ZM46 226L48 228H46ZM66 226L69 228L79 227V226H77V224H74V223L73 224H66ZM113 228H115V226ZM115 230H118V229L116 228ZM34 235L36 238L34 237ZM31 242H32V244H31ZM130 248H132V250H134L133 253H134V255H136L135 257L138 258L141 256V246L135 245L134 247L131 246ZM156 249L157 248H155L154 250H151L153 258L158 259L160 261L163 260L164 257L161 255L162 254L161 251L156 250ZM74 264H79V263H74Z\"/></svg>",
  "mask_w": 264,
  "mask_h": 264
}]
</instances>
